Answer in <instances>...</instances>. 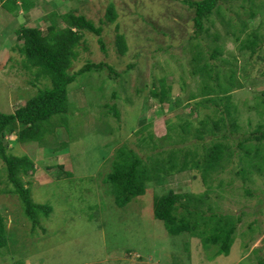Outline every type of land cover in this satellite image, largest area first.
Segmentation results:
<instances>
[{"label":"rangeland","instance_id":"obj_1","mask_svg":"<svg viewBox=\"0 0 264 264\" xmlns=\"http://www.w3.org/2000/svg\"><path fill=\"white\" fill-rule=\"evenodd\" d=\"M50 1L44 0L27 17L23 12L15 16L0 8V112L14 113L40 90L51 87L49 77H38L39 69L20 54L23 44L18 37L21 29L30 25L47 33L51 25L46 15L55 9L59 15L78 9L97 27H103L101 37L107 54L101 49L100 37L86 33L70 73L78 72L87 62H107L121 75H110L104 69L78 76L69 87L72 104L68 113L53 117L45 125L49 131L55 128L46 135L44 144L48 146L19 143L15 135L7 137L14 156H28L34 161L35 172L22 180L30 187L33 201L51 207L52 212L48 217L41 215L33 229L22 201L10 192L13 187L0 161V211L11 233L8 245L0 250V264H258L263 260L264 142L255 146L262 154L257 167L250 163L243 177L235 173L240 153L234 141L264 123V117L258 115L260 99H264V45L252 56L240 49L247 35L259 28L264 11L251 19L248 0H221L223 16L213 14L197 36L195 11L186 1L200 0H54L55 6ZM110 3L118 19L103 24ZM259 5L262 8L264 0H255L253 8ZM228 18L232 21L229 34L222 23ZM242 21L248 25L244 33L238 30ZM59 23L65 27L62 20ZM118 34L127 40L125 56L116 53ZM198 43L209 62L223 71L222 78L234 65L237 76L233 83L238 79L243 85V89L232 92L240 110L239 131H224L230 137L225 143L233 148L235 157L224 164L225 169L210 172L215 182L209 184L208 180L209 199L204 203L206 217L243 215V219L230 254L215 258L214 248L206 253L200 239L187 233L170 235L153 214L154 197L169 189L203 194L201 177L193 184L192 173L185 172L167 177L171 182L166 186L148 183L146 194L124 208L116 205L112 186L105 184L122 147L133 149L143 160L150 155L146 162L153 165L162 159L159 152L163 150L198 147L202 154L201 145L207 148L220 140L210 135L196 139L200 122L209 118L211 125L220 115L213 114L212 104L204 108V77L193 73L194 57H204L202 48H195ZM214 45L222 48L218 60L210 56ZM132 64L134 68L127 71ZM161 80L171 87L169 103L162 104L151 94L154 87L162 91ZM114 94L116 98H112ZM191 96L198 99L189 102ZM113 106L119 118L111 112ZM165 168L174 167L166 161ZM193 172L199 174L198 170ZM157 176L165 178L163 173Z\"/></svg>","mask_w":264,"mask_h":264},{"label":"trees","instance_id":"obj_2","mask_svg":"<svg viewBox=\"0 0 264 264\" xmlns=\"http://www.w3.org/2000/svg\"><path fill=\"white\" fill-rule=\"evenodd\" d=\"M43 1L0 0V8L11 14L13 13L15 16H19L23 12L24 16L27 17V14L31 10H34V8L40 6ZM220 1H186L190 8L195 11L194 23L197 36L204 31L205 22L209 21L213 14L216 13L219 16L222 14ZM52 2V6H55V1L51 0L50 3ZM248 2L251 3L249 9L251 19L256 18L264 11L262 10L264 9V5H262V8L260 5L253 8L255 0H248ZM50 3L45 2L44 4L50 5ZM46 19L50 21L51 25L47 33L39 27L22 28L18 41L23 44V47L20 49V54L24 57V60L27 59L29 65L39 69L40 76L37 75L38 77L43 75L49 77L51 87L40 90L14 113L4 114L0 112V161L5 164L8 180L13 187L10 192L18 195L22 201L25 215L33 224V229L39 225L40 216L48 217L52 209L46 205H38L33 201L31 189L25 186L22 178L35 172V163L28 156H14L11 153L7 137L15 135L19 143L38 142L42 146H48L44 144L47 140L46 135L47 133L55 132V128L49 131V129L45 128V125L53 117L68 113L72 104L69 98V87L78 76L88 72H100L104 69H107L110 75L111 73L117 77L121 75L116 72L113 65L107 62H87L78 72L71 74L70 70L73 62L79 56V47L86 33L100 37L101 49L107 54V48L101 37L103 27L102 25L97 27L85 15L80 14L78 9L71 10L63 15H59L55 9L46 15ZM117 19L118 14L115 6L113 3H110L106 9L105 20H102V23H114ZM60 20L65 24L64 28L60 27ZM222 23L227 25L226 29L232 27L230 26L232 25L230 18ZM247 27L246 21H242L238 25V30L240 33H244ZM263 27L264 19L260 22L259 28L255 32L247 35L240 49L247 52L250 51L251 56L257 54L264 47V35L261 34ZM214 40L217 42L218 36ZM195 48L200 49L202 47L198 43L195 44ZM115 49L116 53L120 56L127 54L128 44L124 35L118 34L116 36ZM202 50L204 51V48ZM202 54H204V57L203 55L194 57L193 64L196 66L194 67L195 71L193 73L194 75H202L204 77L202 81L204 83V108H209V104H212L214 108L213 114L217 116L220 113V115L215 121H211V125L209 118L202 120L196 139L202 140L206 135H210L220 140L214 141L207 148L201 145L203 148L202 154L198 151V147L197 149L195 148L189 151L181 148L163 150L159 152L162 156V161L160 160L153 165L146 162L152 158L150 155L146 160H143L133 149L122 147L117 151L116 161L113 163L112 172L105 178V184L112 186V194L115 198L116 205L124 208L135 198L146 194L148 183L154 182L157 186H166L171 182L166 180L167 177L170 179L177 174L185 172L192 173L193 184L195 180L201 177L203 181L202 186H204L203 194L197 195L193 190L189 193H177L169 189L165 194L154 197L153 214L156 220L164 224L170 235L180 236L187 233L191 238H198L206 253L214 248L212 258H215L219 255L227 256L230 254L238 235V226L243 219V215H223L220 217H206L204 215V203L209 199L206 200L208 180L210 181L209 184L214 180L211 173L224 168V164L235 157L233 148L228 142L225 143L227 140L229 141L230 137L224 131L228 130L231 134H236L239 131L238 120L240 110L234 101L232 92L243 89V85L238 79L233 83L234 78L237 76L234 65L231 71L226 72V76L222 78L224 75L223 71L214 67L209 62L205 56V51ZM221 54V46L214 45L213 51L210 54L211 58L218 60V56ZM260 60H263L261 55ZM223 62L229 63L227 59H224ZM28 64L27 67L29 66ZM133 68L134 64L129 65L127 71ZM161 82L163 83L161 84L162 91L157 92L154 87L151 90V94L158 98L160 103H169L171 98L168 94V89L171 87L169 85L167 87L165 81L161 80ZM32 85L38 87L36 83ZM112 98H116V94ZM189 99V102H192L198 98H192L191 96ZM260 100L258 115L259 117H264V99ZM111 112L116 117H120V113L115 106H113ZM234 142L236 143L234 144L235 148H237L236 150L240 153L238 157L239 163L237 164L238 168H236L237 172L235 171V173L236 176L240 175L245 177L247 174V166L251 163L253 167H257L255 163L260 159L259 154L262 156L260 148L255 146L258 143L263 145L264 123L259 124L255 131L247 135L238 136ZM54 151L58 152V150ZM166 161L169 166L172 165L174 167L172 169L173 171L165 168ZM260 166L258 164V170H261ZM60 169H62V166H60ZM195 170H198L199 174H195L193 172ZM160 173H163L165 178L158 177L157 175ZM10 234L7 218L0 211V250L8 245ZM258 264H264V259L260 260Z\"/></svg>","mask_w":264,"mask_h":264},{"label":"crops","instance_id":"obj_3","mask_svg":"<svg viewBox=\"0 0 264 264\" xmlns=\"http://www.w3.org/2000/svg\"><path fill=\"white\" fill-rule=\"evenodd\" d=\"M38 7H39V6H38ZM38 7H37V8H38ZM34 9H36V8H34ZM30 27H35V26L30 25Z\"/></svg>","mask_w":264,"mask_h":264}]
</instances>
